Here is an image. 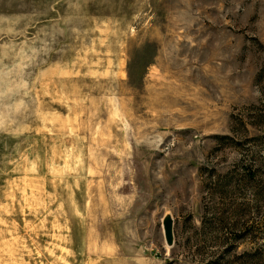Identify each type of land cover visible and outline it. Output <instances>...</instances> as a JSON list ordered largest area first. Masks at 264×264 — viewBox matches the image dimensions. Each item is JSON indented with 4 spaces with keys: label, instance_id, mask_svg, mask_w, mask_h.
<instances>
[{
    "label": "rangeland",
    "instance_id": "1",
    "mask_svg": "<svg viewBox=\"0 0 264 264\" xmlns=\"http://www.w3.org/2000/svg\"><path fill=\"white\" fill-rule=\"evenodd\" d=\"M0 264H264V0H0Z\"/></svg>",
    "mask_w": 264,
    "mask_h": 264
},
{
    "label": "water",
    "instance_id": "2",
    "mask_svg": "<svg viewBox=\"0 0 264 264\" xmlns=\"http://www.w3.org/2000/svg\"><path fill=\"white\" fill-rule=\"evenodd\" d=\"M165 226V228H166V233H167V242L168 243H172V230H171V221H169V222H165V224H164ZM169 233H170V235H169Z\"/></svg>",
    "mask_w": 264,
    "mask_h": 264
}]
</instances>
